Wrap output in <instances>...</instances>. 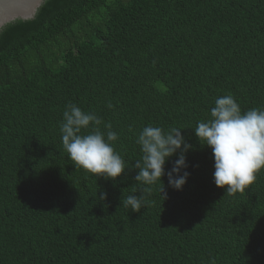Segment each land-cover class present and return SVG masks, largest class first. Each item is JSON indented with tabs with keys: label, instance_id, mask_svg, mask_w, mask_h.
I'll list each match as a JSON object with an SVG mask.
<instances>
[{
	"label": "trees",
	"instance_id": "16d2710c",
	"mask_svg": "<svg viewBox=\"0 0 264 264\" xmlns=\"http://www.w3.org/2000/svg\"><path fill=\"white\" fill-rule=\"evenodd\" d=\"M264 109V0H46L0 31V264H264V170L214 183L194 130L218 97ZM114 131L116 181L68 159V104ZM105 124H111L106 129ZM183 128L182 191L135 181L147 125ZM176 157L166 164L170 170ZM151 187L139 213L123 206ZM101 193L106 199L101 200Z\"/></svg>",
	"mask_w": 264,
	"mask_h": 264
},
{
	"label": "clouds",
	"instance_id": "9594fccd",
	"mask_svg": "<svg viewBox=\"0 0 264 264\" xmlns=\"http://www.w3.org/2000/svg\"><path fill=\"white\" fill-rule=\"evenodd\" d=\"M210 117L206 122H199L194 133L202 147L211 149L214 183L227 195L243 193L264 170V109L253 108L242 113L235 98L228 94L215 100ZM102 123L94 113L68 104L60 123L62 145L75 168L94 177L116 181L128 168L111 143L118 139V134L102 131L99 127ZM105 128L111 129V124H105ZM182 129L165 130L149 124L137 135L142 156L134 164L135 181L145 186L162 184L163 200L167 197L163 177H167L168 187L182 191L191 175L187 171V153L192 145L182 136ZM173 157L176 159L166 171L165 166ZM140 192L139 196L129 195L123 200V206L139 213L145 206L146 196L151 194V187H144ZM100 199H106V194L101 193Z\"/></svg>",
	"mask_w": 264,
	"mask_h": 264
},
{
	"label": "water",
	"instance_id": "95a60500",
	"mask_svg": "<svg viewBox=\"0 0 264 264\" xmlns=\"http://www.w3.org/2000/svg\"><path fill=\"white\" fill-rule=\"evenodd\" d=\"M46 0H0V31L15 21L35 18Z\"/></svg>",
	"mask_w": 264,
	"mask_h": 264
}]
</instances>
